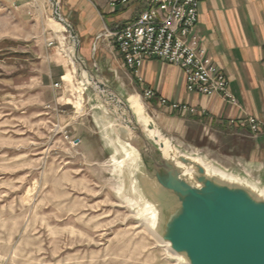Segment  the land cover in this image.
Wrapping results in <instances>:
<instances>
[{
	"label": "rangeland",
	"instance_id": "1",
	"mask_svg": "<svg viewBox=\"0 0 264 264\" xmlns=\"http://www.w3.org/2000/svg\"><path fill=\"white\" fill-rule=\"evenodd\" d=\"M51 5L0 0V264H188L155 237L154 182L137 137L90 85L82 94L87 77L73 68L70 35ZM88 65L123 102L140 97L148 118L126 78L106 82ZM202 144L173 150L264 193V169Z\"/></svg>",
	"mask_w": 264,
	"mask_h": 264
},
{
	"label": "crops",
	"instance_id": "2",
	"mask_svg": "<svg viewBox=\"0 0 264 264\" xmlns=\"http://www.w3.org/2000/svg\"><path fill=\"white\" fill-rule=\"evenodd\" d=\"M61 3L65 19L80 37L82 58L106 82L126 78L139 96L152 89L158 99L197 110L199 114H182L157 100L148 103L149 118L172 144L182 147L204 143L202 147L210 146L214 154L224 149L228 159L237 158L247 168L264 169V0H204L200 6L196 34L208 56L229 79L237 105L220 95L188 93L184 73L161 60H147L140 71L143 83L137 81L111 39L102 35L134 22L145 9L142 4L112 7L109 0ZM59 67L66 71L63 64ZM250 117L260 122V134L255 135L250 128Z\"/></svg>",
	"mask_w": 264,
	"mask_h": 264
},
{
	"label": "water",
	"instance_id": "3",
	"mask_svg": "<svg viewBox=\"0 0 264 264\" xmlns=\"http://www.w3.org/2000/svg\"><path fill=\"white\" fill-rule=\"evenodd\" d=\"M49 1L55 5L56 13L57 0ZM55 19L72 38L74 58L87 74L94 93L117 123L137 137V152L146 176L155 182L148 195L158 208L157 236L188 264H264V193L219 176L202 162L178 152L165 155V136L148 114L151 123L145 130L128 102L99 80L82 58L76 28L57 13ZM154 129L157 137L150 135Z\"/></svg>",
	"mask_w": 264,
	"mask_h": 264
},
{
	"label": "built area",
	"instance_id": "4",
	"mask_svg": "<svg viewBox=\"0 0 264 264\" xmlns=\"http://www.w3.org/2000/svg\"><path fill=\"white\" fill-rule=\"evenodd\" d=\"M203 1L109 0L112 7L139 3L145 9L134 22L106 30L102 36L111 39L124 66L139 83H143L140 71L144 63L149 59L161 60L178 67L184 73L188 93L207 97L220 95L224 100L237 105L229 79L208 56L196 34ZM50 46H53V42ZM62 82L55 83L53 87L60 90ZM142 97L147 103L157 100L158 104L182 114H199L191 106L169 104L164 98L158 99L152 89L144 91ZM248 122L255 135L262 132L257 119L250 117Z\"/></svg>",
	"mask_w": 264,
	"mask_h": 264
},
{
	"label": "bare ground",
	"instance_id": "5",
	"mask_svg": "<svg viewBox=\"0 0 264 264\" xmlns=\"http://www.w3.org/2000/svg\"><path fill=\"white\" fill-rule=\"evenodd\" d=\"M52 4V3H51ZM57 5H58V9H57V15L58 16H60L61 18H62V14H61V11H60V7H59V2L57 1ZM51 6H53L52 7V9L54 10V6L55 5H51ZM52 10V12H54L53 14H54V18H55V10L53 11ZM56 20V19H55ZM57 21V20H56ZM59 24H61L65 29H66V27L62 24V23H60L59 21H57ZM71 38V37H70ZM71 41H72V43L69 45V47L67 48V55H68V57H69V59H70V62H71V64L73 65V68L77 71V62H76V60H75V58H74V56H75V48H74V42H73V40H72V38H71ZM80 71V70H79ZM81 72L84 74V75H86V77H87V74L83 71V70H81ZM78 75V74H77ZM80 85L81 86H79L80 87V90H81V92H82V94H83V91H84V89H85V87L86 86H89V85H91V82L87 79L85 82H82V84L80 83ZM82 87V88H81ZM87 91V90H86ZM139 95V94H138ZM118 100V99H117ZM128 105H129V108L131 109V111L133 112V114L137 117V120H138V122L139 123H144L146 126V128L150 125V123H151V121L146 117V115H145V113L144 112H146V111H144V107H143V105H142V103H141V99H140V97H138V96H131L130 98H128ZM158 130V129H157ZM156 129H154L153 131H150V135L151 136H153V137H157L158 136V131H157ZM127 133V132H126ZM131 134V133H130ZM132 137V136H131ZM138 141V140H137ZM162 143H163V145H164V149H163V152H164V154L165 155H169V154H171V152H173L174 150H173V147L170 145V142L168 141V140H163L162 141ZM129 144V143H128ZM131 146V145H130ZM126 152V151H125ZM128 153V152H127ZM132 153V152H131ZM128 156L130 157L131 155L130 154H128ZM133 156V155H132ZM134 159V158H133ZM132 163H134V162H132ZM140 175H142V174H140ZM149 181V180H148ZM150 182V181H149ZM155 183V182H154ZM145 185V184H144ZM150 197V196H149ZM151 198V197H150ZM149 205V204H148ZM151 206V205H150ZM154 209V208H153ZM154 217H155V219H156V221H155V223H157L158 222V215L157 214H155L154 215ZM153 218V217H152ZM154 219V220H155ZM154 224V223H153ZM152 229V228H151ZM154 229V228H153ZM155 236V235H154ZM156 238H157V240H158V242L161 244H164L163 246L164 247H166L171 253H172V255H174L175 257H177L178 259L179 258H181L180 256H178L177 254H175L172 250H171V248L169 247V243H165V242H163L159 237H157V236H155ZM184 261V260H183ZM186 262V261H185Z\"/></svg>",
	"mask_w": 264,
	"mask_h": 264
}]
</instances>
